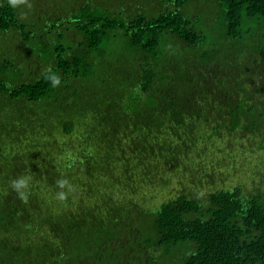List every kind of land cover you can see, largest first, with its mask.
Segmentation results:
<instances>
[{
	"label": "trees",
	"instance_id": "trees-1",
	"mask_svg": "<svg viewBox=\"0 0 264 264\" xmlns=\"http://www.w3.org/2000/svg\"><path fill=\"white\" fill-rule=\"evenodd\" d=\"M29 3L0 0V264H264V0Z\"/></svg>",
	"mask_w": 264,
	"mask_h": 264
},
{
	"label": "clouds",
	"instance_id": "clouds-1",
	"mask_svg": "<svg viewBox=\"0 0 264 264\" xmlns=\"http://www.w3.org/2000/svg\"><path fill=\"white\" fill-rule=\"evenodd\" d=\"M9 5L12 8H17L20 5H26L28 8H31L32 5L29 3V0H8ZM46 72L49 75H46V79L50 81L52 87H58L61 84V78L59 75L51 72V69H46ZM30 176H20L16 179L10 181V185L12 189L18 194L19 198L27 202L28 195L30 191ZM57 188L60 189L55 195V198L58 201L66 202L68 199V195L74 190L73 186L71 185L70 181L66 178H60L56 181Z\"/></svg>",
	"mask_w": 264,
	"mask_h": 264
},
{
	"label": "rangeland",
	"instance_id": "rangeland-1",
	"mask_svg": "<svg viewBox=\"0 0 264 264\" xmlns=\"http://www.w3.org/2000/svg\"><path fill=\"white\" fill-rule=\"evenodd\" d=\"M241 179V178H240ZM239 180V179H238Z\"/></svg>",
	"mask_w": 264,
	"mask_h": 264
}]
</instances>
